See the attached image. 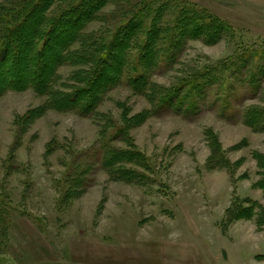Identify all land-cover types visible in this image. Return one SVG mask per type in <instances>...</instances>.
<instances>
[{
    "label": "rangeland",
    "instance_id": "obj_1",
    "mask_svg": "<svg viewBox=\"0 0 264 264\" xmlns=\"http://www.w3.org/2000/svg\"><path fill=\"white\" fill-rule=\"evenodd\" d=\"M64 1L49 12L65 7ZM174 5L170 17L178 7L194 9L229 31L208 44L202 30L205 36L191 39L154 83L179 84L187 95L185 81L195 73L214 72L229 60L246 63L243 70L231 67L228 93L214 84L194 92L198 112L152 113L136 123L129 134L150 170L127 168L145 175L141 184L118 180L104 168L107 137L101 132L109 136L124 118L151 111L144 96L122 85L92 118L50 110L30 121L47 97L32 89L0 95V264H228L216 244L229 237L224 215L233 192L264 204V191L252 189L264 173L256 159L264 155V131L244 123L250 108H264V0ZM100 12L108 19L90 24L88 32L109 30L119 22L114 17H126L114 6ZM74 71L65 66L59 74L66 79ZM214 136L235 170L214 166ZM110 147L126 149L115 139Z\"/></svg>",
    "mask_w": 264,
    "mask_h": 264
},
{
    "label": "trees",
    "instance_id": "obj_2",
    "mask_svg": "<svg viewBox=\"0 0 264 264\" xmlns=\"http://www.w3.org/2000/svg\"><path fill=\"white\" fill-rule=\"evenodd\" d=\"M56 1L10 0L9 5L7 1L0 2V95L8 90L32 89L47 97L46 104L29 117L30 121L50 110L92 118L106 96L122 85L144 96L151 111L124 118L123 126L109 136L107 131L101 132V136L107 137L102 143L104 168L108 167L107 171L118 180L141 184L145 175L127 166L138 170H150V166L135 148L130 130L152 113L198 112L199 101L193 97L194 92L200 94L214 84L220 90L225 87L223 93H228L231 67L243 70L246 58L242 64L229 60L214 67V72L212 68L195 73L185 81L190 85L189 92L182 95L179 84L160 86L152 77L171 69L191 39L205 36L202 30L207 32L205 42L216 44L229 31L227 25L216 17L206 18L197 10L180 7L170 17L167 14L176 6L175 0H66L65 7L50 13ZM110 6L126 17H114L119 22L109 30L88 32L90 24L108 19L98 14ZM65 66L75 68L66 79L59 74ZM263 116V107L250 108L244 123L256 132L264 131ZM112 139L124 143L126 149L111 148ZM214 146V159L210 157L217 164L214 166L235 170L215 136ZM256 159L264 170V155L257 153ZM253 188L264 191V173ZM262 213L264 207L258 202L235 198L226 211L225 224L257 217L258 225H262Z\"/></svg>",
    "mask_w": 264,
    "mask_h": 264
},
{
    "label": "crops",
    "instance_id": "obj_3",
    "mask_svg": "<svg viewBox=\"0 0 264 264\" xmlns=\"http://www.w3.org/2000/svg\"><path fill=\"white\" fill-rule=\"evenodd\" d=\"M252 189H254L253 185ZM235 198L241 201L251 199L262 206L264 205L258 197L255 199V197L253 198L248 194H236L233 192L232 201L225 210L224 219L226 211L230 208ZM228 227L227 233L229 237L226 238V243L216 244V250L223 252L221 257L225 259L224 261L228 264H264V227L262 228L263 230L259 228L257 217L251 220L241 219L235 221ZM238 230L242 231V233H239ZM256 231L259 232L256 234ZM215 264L222 263L217 261Z\"/></svg>",
    "mask_w": 264,
    "mask_h": 264
}]
</instances>
